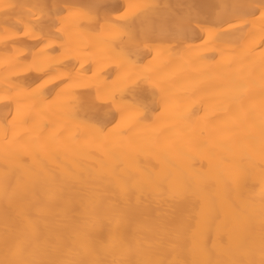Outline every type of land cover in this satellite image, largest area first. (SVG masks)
<instances>
[{"label": "bare ground", "instance_id": "1", "mask_svg": "<svg viewBox=\"0 0 264 264\" xmlns=\"http://www.w3.org/2000/svg\"><path fill=\"white\" fill-rule=\"evenodd\" d=\"M36 3L42 30L3 10ZM260 3L0 0V259L48 237L72 262L259 261Z\"/></svg>", "mask_w": 264, "mask_h": 264}, {"label": "snow or ice", "instance_id": "2", "mask_svg": "<svg viewBox=\"0 0 264 264\" xmlns=\"http://www.w3.org/2000/svg\"><path fill=\"white\" fill-rule=\"evenodd\" d=\"M17 7L27 8V15L30 17L28 20L18 19L17 23L23 25L27 31H33L37 28L42 30L40 22L46 16L51 18V10L46 4H32V5H16V4H7L4 5V12L7 13L8 10L15 9ZM55 7V6H53ZM95 7H100L99 5ZM150 7L149 5H128L127 9L122 13L118 18V22L122 21L124 26L127 27L130 25L133 18L140 13L142 9ZM261 15V19H264V0H261V3L255 6ZM63 10L68 14L67 18H77L81 16H86L89 19H96L93 15L92 10L84 9L75 5L66 4L63 6ZM112 11L119 12V7L113 5ZM114 30H119L113 26ZM26 31V34H27ZM264 46V45H262ZM163 91V89H161ZM4 99L3 96H0V100ZM260 163L262 168H264V125L261 127L260 133ZM261 213L264 216V194H262V206ZM62 244L60 241L46 237L43 241H33L29 240L23 244L17 245L15 247H9L6 244L5 257L0 259V264H102V262L97 260L91 261H79L72 262L62 259L55 258L56 254L61 250ZM48 257V258H37V257ZM110 264H164L163 261H127V260H113ZM194 264H264V236H262V244L260 250V259L256 261L255 259H248L247 261H231V262H222V261H203V262H194Z\"/></svg>", "mask_w": 264, "mask_h": 264}]
</instances>
